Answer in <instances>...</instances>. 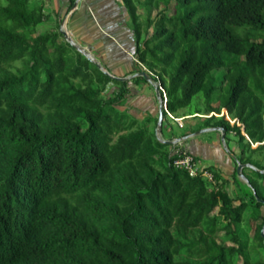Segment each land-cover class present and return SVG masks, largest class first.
I'll return each instance as SVG.
<instances>
[{
    "label": "trees",
    "instance_id": "16d2710c",
    "mask_svg": "<svg viewBox=\"0 0 264 264\" xmlns=\"http://www.w3.org/2000/svg\"><path fill=\"white\" fill-rule=\"evenodd\" d=\"M121 3L134 71L160 82L167 110L200 94L192 114L223 115L199 128H223L238 161L264 169V0ZM47 18L0 3V264H264V173L244 167L249 187L234 161L204 165L213 182L174 167L157 117L150 128L125 107L127 81L39 30Z\"/></svg>",
    "mask_w": 264,
    "mask_h": 264
},
{
    "label": "crops",
    "instance_id": "0c3cea01",
    "mask_svg": "<svg viewBox=\"0 0 264 264\" xmlns=\"http://www.w3.org/2000/svg\"><path fill=\"white\" fill-rule=\"evenodd\" d=\"M33 1V6H41L43 12L48 15L47 20L40 26L43 28L42 30H56L57 28L59 30L58 21H62L75 0ZM67 29L78 42L91 48L92 51L94 50L95 54L101 55L106 65L112 67L113 71H111L115 74L125 76L135 72L133 68L134 59L130 54L133 48L131 47V34L127 27V12L121 0H79L68 19ZM133 78L127 81V88L129 89L127 95L128 112L140 120L157 117L158 102L153 97L155 96L153 87L147 82L139 84ZM135 100L139 101L141 106H136ZM141 109L145 113L143 116L132 113L134 110ZM215 115L218 114L215 113ZM183 116L186 115L181 117ZM166 128L169 129L167 126ZM163 138L169 139L166 136ZM174 138L178 137H172V139ZM181 144L186 146L194 155L207 160V163L215 162L218 169L231 171L234 165L231 158L220 150L216 140L209 143L195 136L181 142ZM234 146L238 149L235 142Z\"/></svg>",
    "mask_w": 264,
    "mask_h": 264
},
{
    "label": "rangeland",
    "instance_id": "374dc122",
    "mask_svg": "<svg viewBox=\"0 0 264 264\" xmlns=\"http://www.w3.org/2000/svg\"><path fill=\"white\" fill-rule=\"evenodd\" d=\"M0 3H4V0H0ZM30 3H31V5H33L34 4V1L33 0H30ZM138 12L139 13H141V14H144V11L141 9V8H139L138 9ZM168 13H170L171 12V7H170V9L167 11ZM127 21H128V15H127ZM39 29H41V31H42V27H40ZM238 30V32L241 30V29H237ZM244 32V30L242 31V33ZM87 47V46H86ZM107 66V68L111 71L112 70V67H110V66H108V65H106ZM142 66V65H141ZM113 71V70H112ZM111 71V72H112ZM146 71V70H145ZM222 71H224V70H222ZM222 71H220V70H217V71H215V74H219V73H221ZM147 72V71H146ZM115 73V72H114ZM120 76H124V75H120ZM140 78L137 80L138 81V83L139 84H144V83H146L147 81H146V79L143 77V76H139ZM153 77V76H152ZM154 79V78H153ZM136 81V80H135ZM147 84H149L148 82H147ZM117 91V87L115 86V84H113V83H109L108 85H107V87H106V91H104L103 92V94H106V92H111V93H115ZM220 89H217V91L214 93V95H213V102H214V104L215 105H217L218 104V95H219V93H220ZM154 98H156L155 96H153ZM137 100V99H136ZM134 101V104L136 105V106H141V104H140V102L139 101ZM133 103V102H132ZM203 104H204V101H203V98H202V96L200 95V94H197V95H195L194 97H193V99H192V101H191V103L187 106V107H185V108H181V109H179V110H177L173 115L175 116V117H181L182 115H185V114H190V115H186V116H183V117H185L184 119H182V124H183V126L182 127H179L178 125H177V123L175 122V121H173L171 118H168V117H165V119H164V121H163V127H162V134H163V136H166V137H169V139H172V137H181V136H184L186 133H191V132H194V131H198V130H200V129H202V128H205V127H202V128H199L201 125H202V120L204 119V116L205 115H209V114H211V113H209V114H192L193 113V111H195L196 110V108H200L201 109V111H203L202 110V108H203ZM128 106V104H127V102H126V104H125V107H127ZM144 108H145V106H144ZM134 115H137V116H143V114H145V113H143V109H141V110H138V111H133L132 112ZM217 114V113H216ZM216 116H219V114L218 115H216ZM229 120L230 121H233V119H232V117L231 116H229ZM142 122H146L147 124V126L148 127H152V124H153V122L152 121H150V120H147L146 118L145 119H142L141 120ZM166 126L169 128V129H167L166 128ZM155 127H156V125L154 126V129H155ZM232 134H227L226 135V138H225V140H224V142H222L221 140H220V132H216V131H210V132H204V133H201V134H198L197 135V137L199 138V139H203V140H206L207 142H209V143H212L213 141L215 142V140H216V143H218V145L220 146V150L226 155V156H228V157H230L231 158V160L232 161H234V159H233V157H232V155H234V156H236V158H237V154L239 153V150L234 146V140H233V138H232V136H231ZM168 146H171V145H168ZM235 148H236V150H235ZM255 157L256 158H258V159H261V156L260 155H255ZM200 159V164L201 165H208V166H210V167H212V168H215L214 166H216V163L215 162H209V163H207V160H205V159H202V158H199ZM235 162V161H234ZM262 163L264 164V159H262ZM252 165H254V164H252ZM255 166V165H254ZM217 167V166H216ZM219 167V166H218ZM256 167V166H255ZM221 169V168H220ZM259 169V168H258ZM224 173H226V174H229V171H227V170H225V169H221ZM237 178V180L240 182V183H245V182H243L239 177H236ZM261 210H262V213H264V208H261ZM254 225H255V221H253V220H250V226H251V230H250V232H249V235H251L252 234V230H253V228H254Z\"/></svg>",
    "mask_w": 264,
    "mask_h": 264
},
{
    "label": "water",
    "instance_id": "95a60500",
    "mask_svg": "<svg viewBox=\"0 0 264 264\" xmlns=\"http://www.w3.org/2000/svg\"><path fill=\"white\" fill-rule=\"evenodd\" d=\"M79 0H75L72 4V6L70 7L69 11L67 12V14L65 15V17L62 19L61 23H60V32L63 35L64 39L70 43L77 51H79L81 54H83L87 59H89L90 61H92L93 63H95L97 65V67L104 72L106 75H108L110 78L115 79V80H119V81H128L131 78H133L134 76H143L146 81L153 87L154 93H155V97L157 99L158 102V115H157V120H156V127H155V134H156V138L166 144L169 145H173L176 143H181L187 139L193 138L195 136H197L198 134L204 133V132H210V131H216V132H220V140L222 142H224L225 140V131L223 128L215 126V127H205L202 128L198 131H194L192 133H189L187 135L178 137V138H174V139H164L163 138V134H162V125H163V106H164V101H163V97L158 89V80L153 79V77L151 75H149L146 71H139V72H134L131 73L129 75H125V76H118L115 75L114 73H112L111 71H109L107 69V67L101 62V60L95 55V53L92 51L91 48L86 47L85 45L81 44L80 42H78L73 36L72 34L68 31L67 29V22L68 19L72 13V11L75 9L77 3ZM199 116V115H198ZM236 167H235V171H236V176L239 177L243 182H245L249 187L250 183L247 179V177L243 174L242 169L244 167H249L255 171H258L260 173H264V169H258L257 167H255L254 165L250 164V163H240L238 161V159L236 158V156L232 155ZM253 194L255 195L257 201H261L259 199V197H257L255 190L252 189ZM261 236L263 237V241H264V225L261 229Z\"/></svg>",
    "mask_w": 264,
    "mask_h": 264
},
{
    "label": "built area",
    "instance_id": "2783aa9c",
    "mask_svg": "<svg viewBox=\"0 0 264 264\" xmlns=\"http://www.w3.org/2000/svg\"><path fill=\"white\" fill-rule=\"evenodd\" d=\"M158 89L163 97V109L167 114L168 118H171L174 120L179 127H182V119L185 117H174L166 108V94L165 91L160 84L158 83ZM214 113H211L209 115H205L204 117H208ZM215 115V114H214ZM169 157L171 164L176 167L183 169L187 172V174L190 177H196V176H202L206 178L207 180L213 182V174L204 167V165L200 164V160L196 159L191 153H189L181 143L173 144L169 147Z\"/></svg>",
    "mask_w": 264,
    "mask_h": 264
},
{
    "label": "clouds",
    "instance_id": "9594fccd",
    "mask_svg": "<svg viewBox=\"0 0 264 264\" xmlns=\"http://www.w3.org/2000/svg\"><path fill=\"white\" fill-rule=\"evenodd\" d=\"M198 115V114H197ZM214 115V114H213Z\"/></svg>",
    "mask_w": 264,
    "mask_h": 264
}]
</instances>
